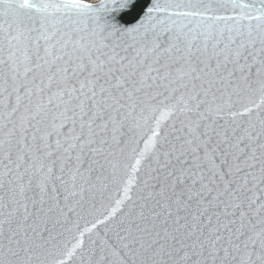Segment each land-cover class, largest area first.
<instances>
[{"label":"snow or ice","instance_id":"snow-or-ice-1","mask_svg":"<svg viewBox=\"0 0 264 264\" xmlns=\"http://www.w3.org/2000/svg\"><path fill=\"white\" fill-rule=\"evenodd\" d=\"M0 264H264V0H0Z\"/></svg>","mask_w":264,"mask_h":264}]
</instances>
